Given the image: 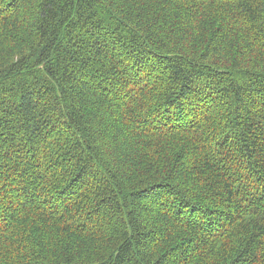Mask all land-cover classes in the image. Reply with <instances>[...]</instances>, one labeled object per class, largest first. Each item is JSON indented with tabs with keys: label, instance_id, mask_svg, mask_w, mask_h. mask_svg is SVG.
Listing matches in <instances>:
<instances>
[{
	"label": "trees",
	"instance_id": "obj_1",
	"mask_svg": "<svg viewBox=\"0 0 264 264\" xmlns=\"http://www.w3.org/2000/svg\"><path fill=\"white\" fill-rule=\"evenodd\" d=\"M0 264H264V0H0Z\"/></svg>",
	"mask_w": 264,
	"mask_h": 264
}]
</instances>
